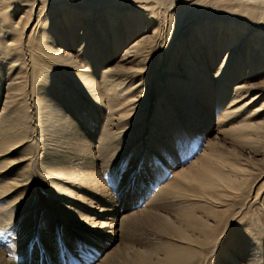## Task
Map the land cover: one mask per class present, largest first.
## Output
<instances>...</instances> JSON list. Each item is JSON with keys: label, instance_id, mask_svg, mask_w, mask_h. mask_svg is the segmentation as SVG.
I'll return each mask as SVG.
<instances>
[{"label": "bare ground", "instance_id": "6f19581e", "mask_svg": "<svg viewBox=\"0 0 264 264\" xmlns=\"http://www.w3.org/2000/svg\"><path fill=\"white\" fill-rule=\"evenodd\" d=\"M135 1L0 0V231L24 217L19 222L22 229L15 234L17 239H11L12 247L0 249V264H30V257L43 261L42 254L49 249L29 243L35 147L39 144L42 148L38 168L46 176L50 174L52 181L70 179L86 183L92 191L101 187L102 171L97 181L89 178L94 167L100 165L113 177L122 155L133 146H137L133 158L140 153L153 84L157 85L158 102L152 130L167 139L174 138L169 122L173 115L189 136L209 128L215 114L219 127L229 126L218 133L228 134L231 142L238 138L242 144L248 138L252 142L251 129L261 132L264 0H138L140 4L134 6ZM14 13L20 14L17 21L12 19ZM32 17L36 22L26 32ZM69 17H73L69 28L85 17L78 36L73 37L74 29H65ZM158 30L164 44L156 50ZM109 35L112 42L106 48ZM119 51L117 65L111 68L104 55ZM164 58L167 62L163 63L171 65L160 82L158 67ZM90 65L97 70L93 74ZM66 89L78 93L80 101L69 99ZM105 100L108 112L98 114ZM85 105L96 114L93 124L88 122L91 118L87 113L76 112ZM38 123L42 129L37 128ZM208 146L219 147L215 142H208ZM96 158L100 162L94 165ZM247 163V159L221 151L213 161L205 150L199 161L177 171L160 189L161 195L154 198L155 209L144 207L127 214L120 213L108 195L102 198L84 191L76 196L82 203L96 205L99 213L70 203L52 182L49 187L59 193L57 206L63 218L77 229L74 233L84 235L96 253L103 254L111 241L123 239L126 243L114 247L119 261L125 257L130 264H202L216 251L215 262L226 250H216V244L238 214L239 210L230 211L237 203L236 194L249 195L251 191L252 181L246 180L254 173ZM241 177L246 181L245 189L237 188L242 186ZM257 190L255 196L264 190V183ZM109 201L113 203L109 205ZM102 215L103 221L97 222L95 218ZM117 215L123 221L121 232L116 230L121 222H117ZM139 216L161 221V227L158 222L153 224L157 235L140 238L133 231L131 236H123ZM51 235L45 239L52 241ZM111 251L109 248L102 258ZM150 252L157 254L146 261ZM258 252L255 263L264 264V249ZM225 254L223 259H227Z\"/></svg>", "mask_w": 264, "mask_h": 264}, {"label": "rangeland", "instance_id": "374dc122", "mask_svg": "<svg viewBox=\"0 0 264 264\" xmlns=\"http://www.w3.org/2000/svg\"><path fill=\"white\" fill-rule=\"evenodd\" d=\"M135 2H137V4L134 3V6H138L140 4L138 0ZM128 5L130 4L128 3ZM25 9L26 7L21 8L22 11ZM15 10H17V7ZM36 10L37 8H35L33 12L34 17L36 15ZM95 16L96 15L93 17V21L96 20ZM19 17L20 14L18 13H14V15H12V19L15 21H17ZM34 17L31 18V21L26 27V32H28L35 24L36 20ZM84 20L85 17H79L78 20L74 21V26L69 28L68 23L73 21V17H69L65 21V29H74L73 37L78 36ZM110 26L111 25H109V28ZM158 31H155L156 39L154 44L156 46L154 47H157L156 50H158L160 46L164 44V39L162 40V32ZM111 42L112 38L111 35H109L107 38L106 48H109ZM76 47L77 46H75V48ZM110 51L113 50L110 49ZM120 54L121 51L118 53H105L104 57L108 60L111 68H113L114 65H117V57L120 56ZM113 55L115 57L112 58ZM102 59L104 60V58ZM178 60H175V63H177ZM89 61L90 60L88 59L86 62ZM164 61L167 62V59L164 58L158 67V70L161 69L159 71L160 82L165 80L164 76L167 71L165 69H168L171 65L170 63H167V65L169 64V67H167L166 63H163ZM161 66L164 68L162 69ZM89 68L91 70L90 74H93L95 71H97L96 69L92 68V65H90ZM208 69H210V67H208ZM66 94L69 99L72 100L75 98L76 102L80 101L77 95L78 93H74L73 89H66ZM104 102L101 108H99L102 110H97L98 114L101 112L102 114L105 113L104 115H106V112H108L106 100ZM157 102L158 89L157 85L153 84L147 105L146 130L141 136L142 138L139 140L140 153L137 155V157L133 158L132 154L136 149L135 147H137L133 146L129 152H127L125 155H122L119 158L117 166L114 168L115 173L113 172V177L108 175V172L106 173L103 171L100 165L99 167L101 169L94 167L90 172L89 178L92 179L91 181H97L98 172L102 171L100 172L99 176L103 185H101V187H96L93 189V191L92 189H88L86 183L70 179H62L63 181L60 179L62 183L52 181L50 174L46 176L42 172V168H38L40 164L39 160L42 158V148L39 144L35 147L34 154L36 157L31 166L33 176L35 177L32 200V208L34 211L33 215H31V219H28L31 222V225L28 227L31 232L29 243L31 242V246L38 245V243H40L42 247H49V249L44 250L42 254L43 261H40L39 257L29 258L25 254V259L27 260L29 258L28 260H31L30 264H113L114 262L115 264H130L128 261H126L125 257H123V261H119L118 257H120V255L118 251L114 249L116 244L126 243L125 240L120 239L116 242L111 241L104 253L109 248L112 251L107 254V258L105 259L102 258L104 253H96V251L90 247V243L87 242L83 234H80L79 231L74 233L77 229L72 226V223H69V221L63 218L62 211L57 206L59 203V193L56 190L50 189V182L54 184L56 189L63 190V193H61L63 198L68 199L67 201L72 204L73 202L77 203L79 207H82L86 210L96 209L95 211L102 213L98 210V207H95L96 205H89L85 202L82 203L80 200L76 199V196L85 193L84 191L93 192L95 196L102 198L108 195V197L112 198L115 206L118 207V210L122 214L139 211L144 207H151L155 209L156 207L154 202L157 201L154 198H157L159 195H161L162 190L160 192V189H163V187H165V185L174 178V175L177 171L194 164L196 161H199L205 150L213 161L215 157L220 156V151L225 155H232L234 157L239 156L243 159H247L249 163H247L246 166L248 169L252 170V173L254 174L251 173L252 175H249L250 177L246 180L247 183L252 181V188L251 191L249 190V195L247 194L248 192L242 193L241 195L236 194L237 203L235 204V207L231 208L230 211L234 212L239 210L238 214L234 216L233 221L231 224H229L228 231L217 241L216 250L221 248H226V250L220 252L219 257L215 262L214 260L216 251L210 254L202 264H228L229 260H232V264L257 263H255V261H257V258L254 257L257 254L255 252H258L261 249L263 251L264 249V190H261L258 196H255V189L257 190L258 186L264 183V133H262L264 132V129L262 128L264 125L260 127L261 132H259L260 130H257L258 128H255L256 130L254 129L257 133L256 135L254 130L251 129L249 135L251 134L250 136L253 139H251L252 142L248 138L247 141H249H246L242 144V141H240L239 138L236 140L231 139V142L229 141L228 134L218 133L221 129H225V127L229 128V126H225L223 128V125H221L222 127H219L217 121V117L219 116L217 114L213 115L209 128L203 130L201 134H192L191 136H189L187 129L181 125L176 116L173 115L170 117L169 122L173 128L172 136L174 138L170 137V139H167L162 136L161 132L155 133L152 130L153 122L151 123V119L156 113ZM71 111H73L72 113L74 117L77 118V116L74 114V110L71 109ZM76 112L82 114L87 113L91 118L88 122L92 124L95 122L94 117L96 114L94 115V112L91 111V107L89 105H85L80 109L78 107ZM80 122V119L77 118V123ZM37 128L42 129L39 123L37 124ZM252 133H254V137L252 136ZM249 135L248 137H250ZM158 136H161V139H159ZM166 139L173 142L175 146L170 145ZM208 142H215L219 145V147L211 149L208 146ZM99 162V158H96L94 165H97ZM44 165L45 164H42V167ZM128 165L130 168L127 171L126 167ZM54 177L56 178L57 176L55 175ZM239 179L242 183V186H237V188L245 189L243 187V183L246 182L245 179L242 177ZM64 181L66 182L64 183ZM86 196L90 200L93 199L88 193H86ZM150 197L153 198L152 200L150 199L151 202H148ZM86 200L88 201V199ZM112 201L107 203L111 205L113 203ZM152 203L154 205H151ZM120 207L122 208L120 209ZM121 215L116 216L117 222L121 221ZM97 217L98 218H95L97 222L103 221V215ZM151 218L153 219L152 222L149 221V217L145 216H139V218L134 219L123 236H131L133 231L135 233L134 236L140 238L147 237L149 233L152 234V236L150 235L151 237L157 235L153 229V224L158 222L159 226L161 227L162 223L157 218ZM23 219L22 217H20V219H14L13 221L15 222H13V225L9 229L0 231V249L2 251H7L8 248L12 247L11 239H17L15 234L17 233V230L22 229L19 225V222ZM122 223L123 221L116 225L117 231L121 232L120 229H122ZM246 230H248V232ZM50 234H52L51 237L54 238L52 241H47L46 237ZM115 234L117 235V232ZM69 237L71 238L69 239ZM93 246L97 247L95 245ZM151 247L155 249L157 245H151ZM151 252L146 256V258H144L146 261H149L150 259L153 260L152 257L157 253H160V250H158V252L154 255H152ZM224 254L227 255V259L222 258V255ZM7 255L4 254L5 258L10 260V257Z\"/></svg>", "mask_w": 264, "mask_h": 264}]
</instances>
